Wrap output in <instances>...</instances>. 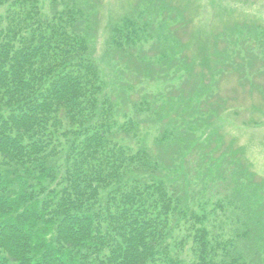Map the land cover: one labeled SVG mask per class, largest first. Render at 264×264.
<instances>
[{"label":"trees","instance_id":"trees-1","mask_svg":"<svg viewBox=\"0 0 264 264\" xmlns=\"http://www.w3.org/2000/svg\"><path fill=\"white\" fill-rule=\"evenodd\" d=\"M59 5L0 0V264H263L262 205L244 191L225 197L218 214L231 206L236 223L215 233L206 207L197 213L192 193L169 174L172 162L146 144L117 141L119 133L118 140L136 138L140 120L126 115L119 124L104 94L89 41L96 33L77 28L89 22L91 3ZM132 12L112 27V47L154 41L145 11ZM257 32L264 42V30ZM161 103L159 96L132 107L135 117H158L153 146L189 140L186 154L201 156L196 136H182L172 121L159 129ZM208 176L209 183L224 179Z\"/></svg>","mask_w":264,"mask_h":264},{"label":"rangeland","instance_id":"rangeland-1","mask_svg":"<svg viewBox=\"0 0 264 264\" xmlns=\"http://www.w3.org/2000/svg\"><path fill=\"white\" fill-rule=\"evenodd\" d=\"M87 1L91 3L90 17H96L99 10L98 20L82 19L77 28L96 33L89 41L104 94L116 105L115 119L119 124L127 121L126 115L140 120L136 138L118 140L125 137L119 133L117 141L132 149L146 144L155 158L172 162L169 174L178 178L182 192L192 193V208L206 207L215 233L220 225L229 233L236 214L231 206H221L227 208H223L225 216L218 214L225 197L232 200V195L244 191L253 204L264 207L260 202L264 194V42L255 39L257 31L264 30V0ZM41 2L46 10L52 3L55 10L63 8L61 0ZM132 9L145 11L143 20H150L154 41L116 49L110 43L112 27L131 16ZM159 96L162 111L157 109L155 114L161 112L165 117L159 119V129L170 130L172 121L182 136L186 132L196 136L194 148L201 156L195 150L186 154L193 143H187L189 140L180 146H153L158 117H135L132 107ZM194 119L200 121L197 126L192 124ZM208 175H223L224 179L209 183Z\"/></svg>","mask_w":264,"mask_h":264}]
</instances>
